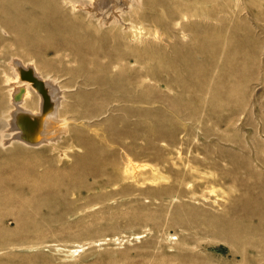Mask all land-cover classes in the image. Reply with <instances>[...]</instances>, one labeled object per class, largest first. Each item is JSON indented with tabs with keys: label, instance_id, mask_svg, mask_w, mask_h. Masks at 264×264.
<instances>
[{
	"label": "rangeland",
	"instance_id": "374dc122",
	"mask_svg": "<svg viewBox=\"0 0 264 264\" xmlns=\"http://www.w3.org/2000/svg\"><path fill=\"white\" fill-rule=\"evenodd\" d=\"M2 2L24 31H6L0 9V47H9L0 52V84L11 55L48 60L54 71L40 67L60 86L63 117L44 146L0 144V264H264V7L198 0L191 14L171 17L143 5L127 70L115 80L99 57L100 68L88 63L87 72L110 80L93 84L69 71L76 61L60 22L33 31L39 18L51 22L40 12L51 8ZM66 128L81 135L80 146H68ZM90 158L100 173L84 175Z\"/></svg>",
	"mask_w": 264,
	"mask_h": 264
},
{
	"label": "bare ground",
	"instance_id": "6f19581e",
	"mask_svg": "<svg viewBox=\"0 0 264 264\" xmlns=\"http://www.w3.org/2000/svg\"><path fill=\"white\" fill-rule=\"evenodd\" d=\"M29 1L33 7L39 8L40 10H42V9L46 10V9L51 8V10H49V11L47 10L48 12L40 11V12L46 14L47 16L51 15L52 16L51 22L49 24H43L41 21V18H39L40 20L38 21V23L36 22L37 24H36V27H33V31L47 30L46 29L47 26H51L52 28H57V27H59L58 25L60 22L63 29L67 32V37L64 40L63 44H65L67 46L66 48L71 53V55H72L71 60L76 61V64L70 66L69 71L73 74L74 79L76 77H80L81 83L86 82V83H93V84L94 83L96 84L97 81L98 82L105 81L108 83V81L110 80V78H108L106 80H103V78L95 80V79H93L94 77L92 78L93 74L91 72H87V69H88L87 64L88 63L92 64L93 69L100 68L99 66H97L96 61H95L99 57H103V58H106L108 60L106 65L102 66L101 68L103 69L104 73L107 70L110 71L112 73L113 77L115 78V80H117L118 77H121L122 73H124L127 70L129 63L131 61L129 56L133 50V48H131V46L129 44L130 38L134 35L133 33L136 32L135 29H139L142 27V23H141L140 18L138 16H135V13L138 11L137 9H140L143 5H146V4L151 5V6L160 5L163 8L167 9V11H169V13L171 14V17H173V13H175V12L181 13L182 10H184L183 12H188L191 14L195 10L196 4L198 2V0H29ZM119 1L122 2L121 3L122 7L117 10L116 4L119 3ZM0 3H1V7H0L1 12H4L3 14H5V16L1 17V26L6 31H9V32L15 30L18 33V36L21 37L23 35L22 33L24 31V29L22 28L23 26L22 27H21V25L16 26L13 22V20H14L13 16H10L9 14L6 13V11H5L6 6L3 4L2 0H0ZM9 3L11 4L12 2L9 1ZM107 3H110V4L107 5ZM253 3L256 4L257 7H260V8L264 7V0H253ZM168 7H171L172 9H169ZM63 21H66V23H63ZM117 31H119L123 36L120 37V35L117 33ZM109 41H112V43H115V46L113 48L111 46H108L107 43ZM243 42H245V39L243 40ZM68 45H70V46L68 47ZM5 47H8V46L7 45L4 46L1 44L0 52L6 51V50H4ZM49 47L52 51H55L58 49V48H54V46H51V45ZM62 49L64 51V48H62ZM58 52L59 51H57V53ZM13 53H14V51H13ZM6 55H8V53H6V54L4 53V56H6ZM11 56H10L11 58L8 59L9 61L4 65L3 75L1 76L2 77V79H1L2 84H0V108H1V111H0V122H1L0 144H1V146L5 147V146H11V145L17 143V144L23 145V149H24V146H30V149H31V147H32V149H33V147H37V146L40 147V145L44 146L45 145L44 143L49 142L52 138L55 137L53 135L55 133L52 134V131L55 132L60 128V130L58 132H62L61 127L57 128V125L55 124L56 125V128H55V126L53 124L54 122L59 121V119H58L59 117L60 118L63 117L62 115H60L62 113L59 114V112H58L59 110L57 111V108L59 106H61V105H59L60 101H61V93H62L60 90V86L55 83L56 80H52L48 76L50 78L49 79L48 77L45 76L46 73L45 74L43 73L45 71V69L43 72L41 70L43 68L40 67V64L45 65L47 62H49L48 60H46L47 61L46 63L40 62V64H37V63H35L37 61V59H39V58H37L36 61H34V62L29 61L30 63H23V61H21L23 58L20 60V59H18L19 56L17 58H15V55H14V57H13V55H11ZM37 56H40V55L38 54ZM62 57H66V55L62 56ZM43 58H45V57H43ZM61 60H62V58H61ZM24 61H26V60H24ZM27 61H28V59H27ZM62 62H63V60H62ZM49 64L51 66L50 62H49ZM65 64H66V62H65ZM67 64H66V66H67ZM70 64H71V62H70ZM75 65H76V67H75ZM66 66H64L65 69H66ZM68 66H69V64H68ZM48 67H49V65H48ZM53 68H56V67L55 66L52 67L51 70H53ZM65 69L63 68L64 72L67 73L68 69L67 70H65ZM51 70H50V72H51ZM57 70L59 71L58 68H57ZM57 70H55V71H57ZM50 72H48V73L51 75ZM0 73H2V72H0ZM59 73H57L58 76L60 75ZM65 73H63V74H65ZM63 74L61 73V76H63ZM65 75L68 76V73ZM55 76H56V74H55ZM58 76H57V78H58ZM69 76H70V74H69ZM54 77H52V78H54ZM68 77H66V78H68ZM77 79H79V78H77ZM58 80H60V79H58ZM64 80H65V78L63 79V81ZM69 81L70 82L66 81L67 85H68V83L71 84V82H72L71 80H69ZM80 82H78V83H80ZM74 84H75V80H74L73 85ZM60 85H62V84H60ZM73 85L71 84V86H73ZM77 86H75V87H77ZM64 88H65V86H64ZM67 89H69V88H67ZM70 90H72V88H70ZM70 90H68V91L70 92ZM63 91H65V90H63ZM67 99L69 100L70 98H67ZM65 101H67V100H65ZM63 102H64V100H63ZM64 107H62V108H64ZM77 107H78V105H77ZM64 110H65V108H64ZM68 111H70V110H68ZM58 114H59V117H58ZM82 114L83 113H81V114L79 113L78 119H79V117L84 116V114L83 115ZM68 118H69V116H68ZM70 118H71V116H70ZM66 119H67V117H66ZM68 121H70V120H68ZM80 121H82V120H80ZM60 122H63V121H60ZM82 122H84V121H82ZM64 125H66V124H64ZM66 130H67V128H66ZM67 131L70 132V134L67 135V137L65 138V142L67 143V142H69L68 140L71 139L75 142L76 145L80 146L81 135H79L77 131H74L72 129H68ZM58 132H56L57 135H58ZM49 133H51L53 136L48 135ZM64 135H65V133H64ZM59 136H61V135H59ZM62 138H64V137H62ZM53 142L55 143V140H53L52 143ZM57 143L61 144V146L63 145L61 142H57ZM70 143H67L68 146H71V145L73 146V144H70ZM56 145H58V144H56ZM46 146H49V145L46 144ZM66 146L67 145L65 144L64 147H66ZM18 147H19V145H18ZM48 148H47V151H48ZM16 149H18V148H16ZM41 149H40V151H41ZM44 149L46 150V148H44ZM68 149H70V148H65V151H67ZM77 149H78V147H77ZM38 150H39V148H38ZM72 150H73V147H72ZM19 151H21V150H14L13 152H10V156L12 157V155H16V153H18ZM30 151H32V150H30ZM36 151H35V153H36ZM40 151H38V152H40ZM74 151H75V149L73 151H70V152L73 153ZM24 152H25V150H24ZM41 152H44V150ZM76 152L77 151H75L74 153H76ZM47 153L49 154V152H47ZM60 153L62 155L65 154L63 149L60 150ZM29 154L31 155L32 153L30 152ZM53 154H54V151H53ZM6 155H8V154H6ZM36 155H38V153ZM50 155H52V153L49 154V156ZM16 156L18 157V155H16ZM24 156H26V155H24ZM28 156L29 155L27 154V158H28ZM33 156H35V155H33ZM13 157H15V156H13ZM31 157H32V155H31ZM76 157L79 158L78 155H76ZM47 158H48V156H47ZM49 158H53V157H49ZM63 158H64V156H63ZM48 160H50V159H48ZM57 160H60V159H57ZM88 161H90L92 166L89 169H87V172L86 171H85V173L83 172L84 175H88V174L89 175H95V174H98L101 172L100 166L93 164V158L88 159ZM127 161L129 162L128 159L126 160V162ZM55 162H56V160H55ZM62 162H63V160H62ZM72 162H74V161H72ZM76 162H77V160H76ZM63 163H66V160H64ZM43 166H45V165H43ZM71 166L72 167L74 166V168H75V164H71ZM32 169H34V168H31V170ZM36 169H38V167H36L35 170ZM129 169H130L129 166L126 163L124 168H123V172H122L123 177L128 176ZM32 171L34 172V170H32ZM42 173H43L42 176H45L47 174V170H44ZM73 180H75V181H73L74 183H71L72 184L71 186L77 187V188L81 186L79 181H76V179H74V178H73ZM111 182H112L111 178H108L106 180V183H111Z\"/></svg>",
	"mask_w": 264,
	"mask_h": 264
}]
</instances>
